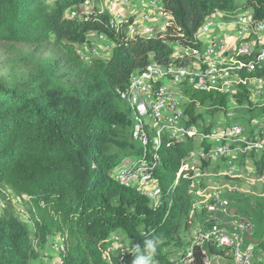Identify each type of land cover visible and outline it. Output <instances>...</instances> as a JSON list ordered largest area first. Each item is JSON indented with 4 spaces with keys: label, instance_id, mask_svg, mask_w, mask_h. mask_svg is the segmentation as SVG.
Returning <instances> with one entry per match:
<instances>
[{
    "label": "trees",
    "instance_id": "trees-1",
    "mask_svg": "<svg viewBox=\"0 0 264 264\" xmlns=\"http://www.w3.org/2000/svg\"><path fill=\"white\" fill-rule=\"evenodd\" d=\"M85 1L0 0V43L56 45L81 75L80 83L43 71L24 74L17 83L0 77V186L29 198L41 242L56 234L64 237L59 264H109L103 252L109 236L117 232L141 248L148 235L161 237L155 261L172 264L174 254L186 249L183 233L190 229V181L182 177L175 185L187 150L166 145L160 149L154 172L164 196L158 205L114 180L113 170L134 146L129 142L131 130L128 138L114 134L120 114L133 122L132 110L119 92L133 72L149 63L178 61L174 44L196 46L195 35L213 12L252 10L256 20H264V0H162L169 22L154 36L130 35V21L112 30L106 12L67 15ZM92 33H104L114 43L109 59L96 57L87 63L79 56V48L91 44ZM135 153V158L145 156L141 148ZM260 163L264 165V155ZM5 203L0 264H33L28 224L16 218L10 201ZM197 264H202L200 259Z\"/></svg>",
    "mask_w": 264,
    "mask_h": 264
},
{
    "label": "built area",
    "instance_id": "built-area-1",
    "mask_svg": "<svg viewBox=\"0 0 264 264\" xmlns=\"http://www.w3.org/2000/svg\"><path fill=\"white\" fill-rule=\"evenodd\" d=\"M80 11L71 18L106 12L115 31L130 21V35L154 36L169 22L162 0H106L101 7L86 0ZM92 35L114 46L106 34ZM195 39L196 46L176 44L173 56L178 61L151 62L133 72L119 92L132 110V140L145 156L124 163L112 177L158 205L164 196L154 172L160 149L184 147L187 153L180 160L175 185L182 177L190 181V229L194 220L208 219L191 231L186 249L174 254L172 264H197V259L212 264L209 252L214 260L252 264L254 225L248 219H231L237 202L231 198L253 195L257 184H264V171L259 174L256 166L264 155V20H256L252 10H217L206 17ZM113 46L103 48L112 51ZM78 54L87 63L100 57L93 38ZM206 111L217 118L205 119ZM245 169L251 176H244ZM123 238L121 232L110 235L111 245L103 252L109 264H132L134 254L128 248L137 244L125 245ZM59 249H65L64 243Z\"/></svg>",
    "mask_w": 264,
    "mask_h": 264
},
{
    "label": "rangeland",
    "instance_id": "rangeland-1",
    "mask_svg": "<svg viewBox=\"0 0 264 264\" xmlns=\"http://www.w3.org/2000/svg\"><path fill=\"white\" fill-rule=\"evenodd\" d=\"M55 0H47L52 4ZM95 5L99 7L103 6L106 0H92ZM80 6H74L67 11L69 17L72 14H79ZM240 12V11H238ZM95 45L99 50L100 57L103 60H107L111 57L112 51L104 50L106 44L112 43L102 42L98 40L95 35H92ZM174 48H178L176 44L173 45ZM34 71H43L44 73H50V75L56 77L57 79L63 80L68 83H80L81 75L80 69L75 65L67 52L56 45L50 44L43 47H23L20 45H9L5 43H0V77L17 83L23 77L24 74H30ZM205 119L214 118L216 115H212L208 111L204 114ZM132 123L131 119L125 115H119V125L115 129L114 134L118 138H128L129 132L131 130ZM133 144V148L128 150V153L124 156V159L115 168L116 171L124 167V163L128 164L134 160L135 151L140 147L139 143L134 142L131 138L129 141ZM257 162V171L262 173L264 171V165ZM114 169V170H115ZM113 170V171H114ZM245 177L251 176L248 169L243 170ZM255 194L250 196H232L233 201H237L234 204L236 208V217H231L237 221L248 219L250 220L254 227L252 229L253 238L255 239V259L252 264H264V184H257L255 187ZM10 201L13 205L16 218L28 224L30 230V238L33 243V264H59L61 262V250L59 249L60 244L65 245L62 239H59L56 235L49 236L44 242H41L36 237L35 230L37 224L33 222L30 214V200L26 196L17 195L9 190L7 187L0 186V216L2 215L3 209L6 205L5 202ZM223 216V215H222ZM208 216L200 218V221L194 220V223L187 232H184V239L186 242L190 239L191 231L196 227L200 226L206 220ZM124 235L123 242L125 245H132L126 234ZM110 240V236L109 239ZM111 243H109V246ZM108 246V247H109ZM107 247V248H108ZM187 247V245H186ZM182 251V250H181ZM210 253V258H212V264H230L228 261L222 258L214 260L213 255Z\"/></svg>",
    "mask_w": 264,
    "mask_h": 264
},
{
    "label": "clouds",
    "instance_id": "clouds-1",
    "mask_svg": "<svg viewBox=\"0 0 264 264\" xmlns=\"http://www.w3.org/2000/svg\"><path fill=\"white\" fill-rule=\"evenodd\" d=\"M145 232H141L144 234ZM161 242V237H153L148 235L143 242V247L137 245L134 248L129 247L128 251L134 254L132 264H155V256L158 250V246Z\"/></svg>",
    "mask_w": 264,
    "mask_h": 264
}]
</instances>
